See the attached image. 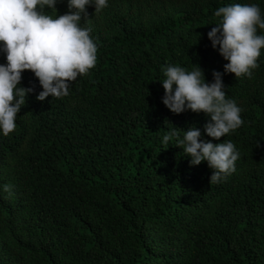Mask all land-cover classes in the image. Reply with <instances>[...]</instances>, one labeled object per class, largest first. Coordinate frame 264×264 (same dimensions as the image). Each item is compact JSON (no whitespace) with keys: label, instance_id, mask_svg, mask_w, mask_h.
Listing matches in <instances>:
<instances>
[{"label":"trees","instance_id":"trees-1","mask_svg":"<svg viewBox=\"0 0 264 264\" xmlns=\"http://www.w3.org/2000/svg\"><path fill=\"white\" fill-rule=\"evenodd\" d=\"M249 3L264 14V0L88 6L79 26L92 30L96 62L68 94L38 101L36 78L21 73L33 91L0 135V264H264V48L251 77L234 78L206 36L216 8ZM54 7L43 13L68 11L65 0ZM169 64L197 65L206 82L220 72L226 99L242 108V124L212 140L239 152L220 182H208L206 162L191 166L161 145L172 127L211 139L205 114L162 104Z\"/></svg>","mask_w":264,"mask_h":264},{"label":"clouds","instance_id":"clouds-1","mask_svg":"<svg viewBox=\"0 0 264 264\" xmlns=\"http://www.w3.org/2000/svg\"><path fill=\"white\" fill-rule=\"evenodd\" d=\"M67 12L53 18L43 13L45 6L55 8L57 0H0V135L7 136L15 127V118L31 87H20L21 73L29 70L40 91L35 99L61 98L68 94L70 82L93 68L96 44L90 27H80L82 14L92 6L95 12L107 6L108 0H65ZM219 18L206 36L223 60V73L234 78L251 77L257 58L264 48V14L255 3L231 4L215 9ZM218 46V47H217ZM162 104L173 114L184 111L203 113L208 120L201 130L188 127L180 136L176 127L165 132L161 145H175L187 156L191 166L206 162L211 169L209 181L217 183L235 171L239 152L229 141L213 143L235 131L241 124L242 108L226 99L221 73L213 71L206 82L197 66L186 70L178 65L162 68ZM174 141V144H173ZM162 148V149H163ZM4 185L3 190L8 191Z\"/></svg>","mask_w":264,"mask_h":264}]
</instances>
